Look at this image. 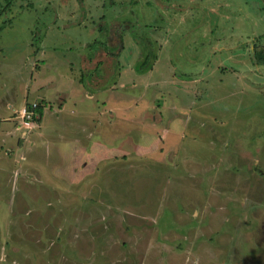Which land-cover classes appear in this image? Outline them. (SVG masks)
Here are the masks:
<instances>
[{"label":"rangeland","instance_id":"374dc122","mask_svg":"<svg viewBox=\"0 0 264 264\" xmlns=\"http://www.w3.org/2000/svg\"><path fill=\"white\" fill-rule=\"evenodd\" d=\"M249 10L12 2L0 18V264H264V63L245 41L264 22ZM28 103L43 105L30 128Z\"/></svg>","mask_w":264,"mask_h":264},{"label":"trees","instance_id":"16d2710c","mask_svg":"<svg viewBox=\"0 0 264 264\" xmlns=\"http://www.w3.org/2000/svg\"><path fill=\"white\" fill-rule=\"evenodd\" d=\"M13 1L14 0H0V18L4 15L5 12L10 10V6H11ZM1 27L2 26H0V28ZM147 55H150V54H147ZM253 55H254V57L256 59V62L258 64L264 63V46L260 47L258 44L257 45L254 44V46H253ZM144 64L145 63H143V64L139 63V65L137 67V69H140V70H137L139 73L147 72V71H149L152 68L150 63L148 64L147 68H144ZM26 107H27L28 110L33 109L34 112L39 115V117L36 118V120H35V122H39L40 118H41V115H42L43 105L40 104V103H36V106L32 107L31 103H28L26 105Z\"/></svg>","mask_w":264,"mask_h":264},{"label":"crops","instance_id":"0c3cea01","mask_svg":"<svg viewBox=\"0 0 264 264\" xmlns=\"http://www.w3.org/2000/svg\"><path fill=\"white\" fill-rule=\"evenodd\" d=\"M244 1V3H246V7L249 6L251 7V10H249L252 14H250L249 16L250 17H257L259 20L263 21L264 22V0H242ZM248 11V12H249ZM246 17V15H245ZM264 35V33H261V34H257L256 36L253 35V36H245L247 37V39H245L246 42H254V44H256L255 42L260 39L259 37H262ZM3 102V101H2ZM1 102V104H2ZM8 102H5V105L7 107H10L12 108L10 105L7 104ZM13 109V108H12ZM15 110V109H13ZM1 116V115H0ZM5 119V118H4ZM7 119V118H6ZM6 135H9L10 134V130H7L5 131ZM12 148V147H11ZM11 151L10 149L7 150V152Z\"/></svg>","mask_w":264,"mask_h":264},{"label":"built area","instance_id":"2783aa9c","mask_svg":"<svg viewBox=\"0 0 264 264\" xmlns=\"http://www.w3.org/2000/svg\"><path fill=\"white\" fill-rule=\"evenodd\" d=\"M31 105L32 107H35L36 103H31ZM21 117L22 119L27 118L28 121L27 120L24 121V126L30 128V125L32 127V125L34 124L33 122H35L36 118H38L39 115L35 113L33 109L28 110L26 107L23 108Z\"/></svg>","mask_w":264,"mask_h":264},{"label":"flooded vegetation","instance_id":"af4514ba","mask_svg":"<svg viewBox=\"0 0 264 264\" xmlns=\"http://www.w3.org/2000/svg\"><path fill=\"white\" fill-rule=\"evenodd\" d=\"M125 26H127V25H125ZM122 31V29H121V27L119 28V33Z\"/></svg>","mask_w":264,"mask_h":264},{"label":"water","instance_id":"95a60500","mask_svg":"<svg viewBox=\"0 0 264 264\" xmlns=\"http://www.w3.org/2000/svg\"><path fill=\"white\" fill-rule=\"evenodd\" d=\"M253 61H254V59H253Z\"/></svg>","mask_w":264,"mask_h":264}]
</instances>
